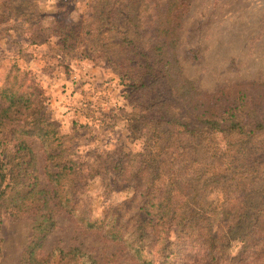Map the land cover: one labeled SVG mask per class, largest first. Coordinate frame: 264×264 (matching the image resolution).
I'll return each mask as SVG.
<instances>
[{"label": "rangeland", "instance_id": "374dc122", "mask_svg": "<svg viewBox=\"0 0 264 264\" xmlns=\"http://www.w3.org/2000/svg\"><path fill=\"white\" fill-rule=\"evenodd\" d=\"M93 1L0 0V88L8 84L7 80L15 81V77L24 85L21 90L36 85L43 100L42 113L54 124L59 136L55 149H60L63 159L72 160L78 171L71 175V184H76L79 191L67 197L75 214L65 208L57 210L56 226L49 233L41 256L49 258L54 254L53 264H81L69 257L62 259L57 250L67 252L78 247L93 256L97 264H142L132 247L140 251L142 260H157L163 257L161 247L169 237L174 241L169 251H175L169 259L206 264L194 249V245H200L199 234L204 231L201 224L187 232L180 243L177 235L181 231L177 226L166 231L162 226L146 223L143 235L135 236L136 231L140 233L135 226L142 224L141 217L145 218L140 209L142 196L134 177L119 176L113 166L120 159L129 163L133 154L149 150L146 129L139 126L134 116L142 112L141 107L130 102L127 84L106 64L105 58L90 50L88 55L93 56H85L88 28L70 53L60 50L56 28L72 22L80 24L85 14L84 24L87 23ZM120 3L122 9L132 4L130 18L137 25L135 37L141 47L148 51L163 27H175L174 50L182 72L199 90L207 94L221 90L228 93L240 85L255 83V87H249L245 100L259 101L264 113V96L259 97L264 86V0ZM258 84L263 86L257 89ZM256 141L264 146V136ZM30 144L41 159L40 178L47 185L44 168L49 162L44 149L38 139H30ZM14 148L15 142L5 138L0 144V160L13 156ZM208 196L217 197L218 203L225 202L222 192ZM206 213L210 217L206 237L219 238L215 244L225 246L226 258L237 257V264H243L240 260L245 257V250L257 242L256 236L248 242L241 241L244 231L250 233L248 223L232 235L230 212L223 213L213 204ZM82 214L95 226L86 228ZM38 220L31 213L13 215L6 209L0 210V264H21L22 253ZM113 221L117 223L114 227ZM109 228L123 239L107 234ZM223 237V243L218 244Z\"/></svg>", "mask_w": 264, "mask_h": 264}, {"label": "trees", "instance_id": "16d2710c", "mask_svg": "<svg viewBox=\"0 0 264 264\" xmlns=\"http://www.w3.org/2000/svg\"><path fill=\"white\" fill-rule=\"evenodd\" d=\"M128 4L122 9L120 0H94L87 12V23L84 24L85 14L80 24L72 22L56 28L60 50L69 53L88 28V37H84L88 43L84 44L85 56H93L88 55L90 50L105 58L106 64L127 84L130 102L141 107L142 112L134 116L139 126L146 129L149 150L133 154L136 160L133 156L129 158L136 163L120 159L113 166L119 176L134 177L142 196L140 209L145 218L141 217L142 224L135 226L140 230L135 236L143 235L146 223L162 226L166 231L177 226L181 231L177 235L180 243L187 232L201 224L204 231L199 234L200 245H194V249L203 256L202 261L237 264V257L226 258L225 246H216L219 238L206 237L210 220L206 211L216 204L223 213L230 212L232 235L239 233L243 223H248L251 234L244 231L241 241L257 237L240 261L264 264V146L256 141L264 136V113L259 101L245 100L249 87H255V83L240 85L228 93L221 90L207 94L199 90L182 72L174 50L175 27H163L147 51L135 37L137 25L132 23L133 7ZM7 82L0 88V144L9 137L15 148L13 156L0 160V210L39 217L33 237L22 253L21 264H53L54 254L45 258L41 251L56 226L57 210L65 208L75 214V207L67 197L79 191L76 184H71V175L78 171L72 160L63 159L60 149H55L59 136L54 124L42 113L43 100L36 85L21 90L24 85L17 77ZM262 86L258 84L257 89ZM263 96L264 86L259 93L260 99ZM32 138L41 142L49 162L44 168L47 185L40 178L41 159L30 144ZM64 178H68L66 182ZM212 192H222L225 202L218 203L217 197L209 199ZM80 217L86 228L95 226L85 214ZM106 232L114 239H123L114 229ZM165 240L160 251L163 257L157 260H142L135 247L133 254L142 264H189L169 259L175 253L169 251L174 241L169 237ZM223 240L224 237L218 244ZM57 250L62 259L69 257L75 263L97 264L93 256L78 247L67 252Z\"/></svg>", "mask_w": 264, "mask_h": 264}]
</instances>
